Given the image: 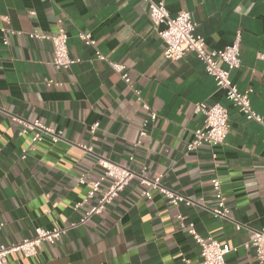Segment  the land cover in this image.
Here are the masks:
<instances>
[{
  "label": "crops",
  "instance_id": "0c3cea01",
  "mask_svg": "<svg viewBox=\"0 0 264 264\" xmlns=\"http://www.w3.org/2000/svg\"><path fill=\"white\" fill-rule=\"evenodd\" d=\"M166 6L172 15L190 11L210 48H224L240 32L242 65L232 78L241 90L252 88L253 108L264 114V60L258 57L264 0H167ZM0 15L8 17L0 19V28L19 32L4 44L0 31V242L13 245L34 236L37 227L78 222L95 202L75 208L103 172L100 159L136 173L101 214L56 244H44L36 256L11 253V264H185V258L199 264L200 246L179 215L204 238L236 248L227 264H258L255 249L244 244L250 228H264V128L226 98L194 53L164 58L165 42L146 0H0ZM59 18L71 56L81 58L68 70L54 67L51 40L29 35L56 32ZM81 31L91 32L96 43L87 44ZM111 61L127 65L143 101L158 114L145 136L140 131L149 111ZM52 79L63 84L48 85ZM199 101L227 107L230 130L224 144L188 151L202 125V116L194 114ZM35 121L52 133L42 132L30 150L37 130L20 131ZM82 175L86 184L79 183ZM139 175H163L164 185L194 205L170 204L155 189L152 198L143 197ZM214 176L222 180L228 218L211 211Z\"/></svg>",
  "mask_w": 264,
  "mask_h": 264
},
{
  "label": "built area",
  "instance_id": "2783aa9c",
  "mask_svg": "<svg viewBox=\"0 0 264 264\" xmlns=\"http://www.w3.org/2000/svg\"><path fill=\"white\" fill-rule=\"evenodd\" d=\"M146 1L149 4L150 18L158 34L165 42L164 58L177 61L183 59L188 54L194 53L203 63L206 72L215 79L218 88L224 92L226 98L244 114L247 120H254L264 128V114L257 112L252 105L250 97L253 91L252 88L241 90L232 78V71L242 65L240 32L237 33L235 40L224 48H210L206 39L197 33L198 24L190 11L181 10L177 14L172 15L166 6L167 0ZM0 19H5L8 22L7 16L0 15ZM57 22V30L52 34L32 32L29 35L36 40H51L53 43L52 63L54 67L57 70H68L73 64L80 62L81 58L71 56L68 44L69 34L62 25L63 19L59 18ZM0 31L3 35L4 44H9L10 36L19 33L11 27H1ZM79 37L87 44L94 45L96 43L91 32L81 31L79 32ZM98 57L105 59V56L101 53H98ZM258 57L264 60V49L258 52ZM110 64L132 88L137 99L142 103L143 108L149 111L150 117L145 120L143 129L140 131V137L145 136L147 134L146 128L148 123L156 120L158 114L148 103L143 101L142 90L135 87L132 83L127 65L117 61H111ZM47 84L60 86L63 83L52 79L47 81ZM194 114L202 116V125L194 130V137L187 144L188 151L196 150L204 145L213 147L225 143L230 130L229 110L227 107L221 103L199 101L194 105ZM93 127L97 128L98 123H95ZM30 130H37L33 136V144L29 147L30 150L34 149V143L42 139V132L52 133V130L45 128L41 122L35 121L33 123L26 122L20 134L28 133ZM140 142L138 140L135 146H139ZM27 152L28 150H25L22 158L26 157ZM99 164L103 167V172L97 179L89 182L91 187L87 197L75 205V208H78L95 199V202L88 207L80 220L64 227H54L51 229L37 227L34 236L25 238L13 245H6L0 242V264H11L9 259L11 253L17 252L21 253L24 257H33L40 252L44 244H56L69 229L86 223L96 214H101L106 206L113 202L130 181L136 177V173L127 165L106 159H100ZM162 178L163 175L156 177L139 175L140 184L144 187L141 193L142 196L152 198L151 190L155 189L162 193L170 204L178 205L186 203L187 205H194L195 202L164 185ZM106 181H109L108 188L96 199L97 194L101 191L102 184ZM79 183H87L85 175L79 177ZM211 184L216 199V205L211 211L216 217L228 218L230 208L226 203L221 178L214 176L211 179ZM178 217L181 220L182 228L186 229L200 246L201 260L199 264H227L226 255L235 250V247L228 243H222L215 238H204L198 233L194 223L185 224L183 216L179 215ZM242 227V224H236L237 229H241ZM249 231L250 238L244 245L246 247H253L256 251L258 264H264V228L261 230L250 228ZM184 262L185 264H192L187 258L184 259Z\"/></svg>",
  "mask_w": 264,
  "mask_h": 264
}]
</instances>
